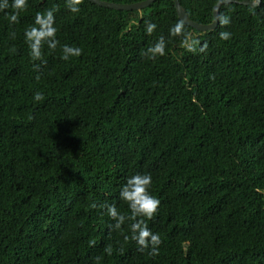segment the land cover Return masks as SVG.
<instances>
[{
  "label": "trees",
  "instance_id": "16d2710c",
  "mask_svg": "<svg viewBox=\"0 0 264 264\" xmlns=\"http://www.w3.org/2000/svg\"><path fill=\"white\" fill-rule=\"evenodd\" d=\"M218 1L179 0L202 24ZM54 7L60 43L34 61L24 33ZM79 7L28 0L18 23L0 11V264H264V0L221 3L211 30L183 22L196 52L170 34L173 0ZM65 44L82 54L63 60ZM137 174L160 201L146 220L158 256L105 207L130 215L120 190Z\"/></svg>",
  "mask_w": 264,
  "mask_h": 264
},
{
  "label": "clouds",
  "instance_id": "9594fccd",
  "mask_svg": "<svg viewBox=\"0 0 264 264\" xmlns=\"http://www.w3.org/2000/svg\"><path fill=\"white\" fill-rule=\"evenodd\" d=\"M260 0H251L253 5H258ZM83 0H67V7L72 13L80 12V5ZM9 7L15 11L8 16L10 23H18L19 13L26 10L28 7V0H12L11 5L9 0H0V11L6 10ZM58 8H51L44 12H38L35 15L34 25L29 26L24 35L26 42L30 48V56L35 60L43 62V47L47 45L48 49L55 50L59 45L57 39V28L55 27V12ZM219 24L226 26L230 24V18L227 16L219 17ZM157 25L154 23H147V33L151 35ZM183 21L177 22L171 29L170 34L173 37H182L181 47L189 52H196V46L200 43L195 39L190 32H185ZM13 37L15 33L12 34ZM220 39L229 40L231 33L222 31L219 33ZM206 48V45H205ZM166 49V41L163 36L148 49L150 58L157 56H164ZM15 51V49H12ZM82 49L79 47L69 46L67 44L62 46V59L67 61L70 57H79L82 54ZM203 51V49H201ZM34 100L39 102L44 99L41 92L34 94ZM152 185V177L150 174H137L127 179L126 183L121 187L120 199L125 201L130 209V215H125L119 212L114 204L105 205L107 207L108 215L115 221L114 227L119 230L127 221H132L130 224L131 239L135 241L141 250L150 249V256L159 255V246L162 244L161 237L158 233H153L146 223V220H151L158 212L160 201L153 196L149 189ZM95 207V205H93ZM127 239V237H126ZM106 251L111 254V247L106 248Z\"/></svg>",
  "mask_w": 264,
  "mask_h": 264
},
{
  "label": "water",
  "instance_id": "95a60500",
  "mask_svg": "<svg viewBox=\"0 0 264 264\" xmlns=\"http://www.w3.org/2000/svg\"><path fill=\"white\" fill-rule=\"evenodd\" d=\"M94 3H96L97 5L100 6H105V7H109V8H114V9H123V10H132V9H142L144 7H147L151 2H153L154 0H142V1H138V2H134V3H115V2H110V1H105V0H90ZM224 2H239L242 4H247L250 6H256L253 5L251 3V0H219L213 8V20L210 23L207 24H202V23H197L193 20H191L188 15L185 12L184 7L180 4L179 0H173L176 12H177V16L178 18L183 21L184 23L189 24L190 26H192L193 28L200 30V31H206V30H211L214 29L217 25V21H218V17H217V12H218V8L220 6L221 3ZM261 2V0H260ZM259 2V4H260Z\"/></svg>",
  "mask_w": 264,
  "mask_h": 264
}]
</instances>
